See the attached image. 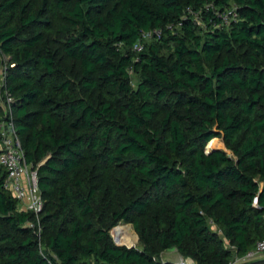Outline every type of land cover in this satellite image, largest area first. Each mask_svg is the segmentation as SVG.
<instances>
[{
  "label": "trees",
  "instance_id": "16d2710c",
  "mask_svg": "<svg viewBox=\"0 0 264 264\" xmlns=\"http://www.w3.org/2000/svg\"><path fill=\"white\" fill-rule=\"evenodd\" d=\"M0 54L44 201L19 209L0 164V264H228L264 239V0H0Z\"/></svg>",
  "mask_w": 264,
  "mask_h": 264
},
{
  "label": "built area",
  "instance_id": "2783aa9c",
  "mask_svg": "<svg viewBox=\"0 0 264 264\" xmlns=\"http://www.w3.org/2000/svg\"><path fill=\"white\" fill-rule=\"evenodd\" d=\"M212 7L211 4H206V8ZM233 11H226L219 15L224 23H228L230 15L235 17ZM231 13V14H230ZM161 31L153 29L142 34L143 39L159 38ZM142 43L140 40L133 45L134 50H141ZM0 103L4 105V116L0 120V164L6 170V176L2 186L22 204L24 210L32 211L34 214H39L43 208L44 201L38 187L37 169L26 162L24 150L22 148L20 137L15 128L11 104L15 99L5 87V77L8 67L14 66V63L9 61V57L0 54ZM4 101V102H3ZM252 205L258 206V196L255 195L252 200ZM32 226V224H30ZM227 242V241H226ZM228 243V242H227ZM229 246V245H228ZM230 249L235 251L233 246ZM264 255V239L258 240L255 246L242 255L234 253L233 258L228 264H244ZM174 264H191L187 258L182 259Z\"/></svg>",
  "mask_w": 264,
  "mask_h": 264
},
{
  "label": "rangeland",
  "instance_id": "374dc122",
  "mask_svg": "<svg viewBox=\"0 0 264 264\" xmlns=\"http://www.w3.org/2000/svg\"><path fill=\"white\" fill-rule=\"evenodd\" d=\"M199 23V22H198ZM200 24V23H199ZM8 56V55H6ZM217 140H214L212 141L210 144H209V149H207V145L205 147L206 150H212V149H225V146L221 140V138H216ZM214 147V148H213ZM225 151H227L230 155L232 154L229 150L225 149ZM18 208L21 209L22 208V204L20 202H18ZM123 226L124 227V230L127 232L126 235H123L124 238L122 240H118L115 233H114V228H112L110 230V233H111V236H112V239L113 241L116 243V244H125V245H135L137 246L138 245V237L137 235L135 234L131 224L129 223H119L118 226ZM115 237V238H114ZM129 238L130 240L128 241ZM116 239V240H115ZM233 258V256H232Z\"/></svg>",
  "mask_w": 264,
  "mask_h": 264
},
{
  "label": "crops",
  "instance_id": "0c3cea01",
  "mask_svg": "<svg viewBox=\"0 0 264 264\" xmlns=\"http://www.w3.org/2000/svg\"><path fill=\"white\" fill-rule=\"evenodd\" d=\"M264 257V255L262 256ZM160 258L163 262H178L184 258L182 255H180L175 248H170L165 251H163L160 255ZM189 261H191V264H194V261L191 258H187Z\"/></svg>",
  "mask_w": 264,
  "mask_h": 264
},
{
  "label": "bare ground",
  "instance_id": "6f19581e",
  "mask_svg": "<svg viewBox=\"0 0 264 264\" xmlns=\"http://www.w3.org/2000/svg\"><path fill=\"white\" fill-rule=\"evenodd\" d=\"M113 230H114V233H115L118 240H122L124 238L123 235L127 234V232L124 230V227L121 225L115 227ZM127 239H128V241L130 240L129 238H127Z\"/></svg>",
  "mask_w": 264,
  "mask_h": 264
},
{
  "label": "water",
  "instance_id": "95a60500",
  "mask_svg": "<svg viewBox=\"0 0 264 264\" xmlns=\"http://www.w3.org/2000/svg\"><path fill=\"white\" fill-rule=\"evenodd\" d=\"M115 227V226H114ZM113 227V228H114ZM115 238V237H114ZM116 240V239H115ZM125 245V244H124ZM127 247H135V245H126ZM244 264H264V257H261V258H258L256 260H253V261H250V262H247V263H244Z\"/></svg>",
  "mask_w": 264,
  "mask_h": 264
}]
</instances>
